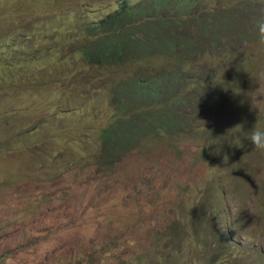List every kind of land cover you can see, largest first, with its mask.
<instances>
[{"label": "trees", "instance_id": "trees-1", "mask_svg": "<svg viewBox=\"0 0 264 264\" xmlns=\"http://www.w3.org/2000/svg\"><path fill=\"white\" fill-rule=\"evenodd\" d=\"M61 1L0 0V97L11 98L2 107L8 119L0 116V156H18L22 181L56 183L74 171L89 188L74 198L67 188L46 197L47 217L65 208L59 213L65 224L83 225L71 238L79 257L65 256L63 263L246 264L237 239L242 217H224L221 210L222 199L243 198L241 169L207 171L192 193L187 185H172L174 162L146 171L137 158L124 170L135 152L160 146L174 161L188 156L190 168L213 153L241 156L233 145L239 138H223L224 124L231 127L235 119L205 122L239 85L237 68L218 64L226 48L221 35L237 27L239 12L213 18L200 0H117L114 10L101 14L85 0V8L62 11L54 21ZM62 109L74 113L53 116ZM83 133L92 139L77 141ZM169 187L179 193L165 199ZM147 207L153 211L143 214ZM86 218L94 230L89 242ZM16 239L28 242L27 229ZM15 251L1 245L0 264Z\"/></svg>", "mask_w": 264, "mask_h": 264}, {"label": "rangeland", "instance_id": "rangeland-1", "mask_svg": "<svg viewBox=\"0 0 264 264\" xmlns=\"http://www.w3.org/2000/svg\"><path fill=\"white\" fill-rule=\"evenodd\" d=\"M97 2L103 9H106L107 7H115L117 0H97ZM200 2L202 6H207L208 9L213 11L212 15L210 14L211 17L220 15L226 18L230 16L229 13L234 11H238L240 14V16L235 19L238 27H231L227 32L221 35V43L225 44L227 50L223 52L220 58V60H222L220 63L222 65L224 64V69L227 71L234 69V67L237 68V73L240 75H238L239 77H237L235 83L239 85L228 93L230 97L228 104L225 101H220L215 106L217 113H210L207 115L208 120L205 122L215 123L220 119V115L226 116L223 118V122L235 119V121L228 122L231 127L226 128L227 123L224 124L223 138L230 140L235 139V137L236 139L239 138L237 141L235 140L233 145L235 144L241 156L239 155L240 157L234 159L236 157L232 153L225 159H219L218 155L213 153L205 162H200L190 168V164L188 165V156L182 155V158L174 161L175 157L168 155L167 151L162 149L163 146H160L153 148L152 151L147 150L146 154L139 151L135 152L128 158L131 162L128 166H124V170H126V172L131 171L130 165L135 166L137 158L146 171H151L157 168V166L167 162L171 164L174 162V174L171 176L172 185L175 186L177 183L181 184V186L187 185L189 191L192 193L196 184L201 182L207 171L218 173L226 168L229 170L236 167L241 169L245 173L244 179L246 181L243 187L245 192L242 194L243 198L239 195L237 198L233 197V199L232 197L222 199L221 210L224 212V217H233L237 214L241 215V223L253 234V237H247L248 240L243 239L248 251L246 264H262V260L264 259V153L255 151L252 145L248 143L247 136L251 128L264 130V45L259 43V36L252 40H241L238 35L245 30L258 33L257 28L252 26L264 22V19H261L264 17V0H200ZM54 4L53 2L52 5ZM78 5L79 4H75V1H61L57 5V9L52 10L55 12V16L52 15L54 16L53 20H59L62 11L73 10ZM196 9L199 10V8ZM52 11H50V13ZM249 21H251L250 24L252 26L249 24ZM257 39L258 41H256ZM65 53L67 52H60L59 55H64ZM52 64L54 63L51 62L48 66ZM55 84L56 83L53 81L49 84V87L52 88ZM99 91L100 90H96L92 92L99 93ZM103 96L106 97V94H103ZM10 99L11 98L7 97V94H3L0 97V116L3 119L8 118L2 107ZM59 102L61 106H65V100L59 99ZM67 103L68 101L66 100V104ZM18 109L19 106H15L13 110L7 109L6 113L7 115H12ZM72 113H74V110L62 109L59 112L55 110L53 116L63 117L64 115ZM82 114L83 112L75 113L76 116ZM239 117L243 120V128L241 130L237 126V123L240 122ZM64 125L65 130L72 129L71 123ZM62 130V127H57L54 131L60 132ZM83 136L87 141L92 139L91 137L89 139L88 134L83 133L78 134L77 141H81ZM61 144H63V141ZM188 146H190V144H188ZM133 156V160L130 159ZM6 164L7 163L1 164V167H6ZM59 167L60 165L56 164L54 172L57 171ZM74 174V171L67 173V176H65L66 184H61L59 182L56 184L49 183L39 195H35L31 200L24 199L20 201L14 192L27 190V187L22 185L18 190L13 189L14 187H11L10 181L15 180V172L0 173V216L9 218L15 215L19 223L18 228L20 226H28L27 236L28 242L31 244V251L28 255V258H30L29 260L32 258L36 259L38 262L42 260L41 264H47L48 262H53V264H64L63 259L65 256L79 257L77 245L72 242L71 238L74 234L80 233L76 230L82 228L83 225L79 222H75L73 223L74 228H72L69 225V220H67L68 223L65 224L61 217H59L67 211L65 208H58L55 210L61 214L57 213L53 216L49 215V217L44 214L43 218L39 217L47 210L46 197L48 194L54 195L67 188L69 192L68 196L74 198L80 195L81 191L84 192L89 190V188L84 187V183L75 178ZM159 186L160 185H158V187ZM231 186L232 184H230L228 188L230 191L232 190ZM178 193L179 191L177 188L171 189V187H169V190H167L165 194L167 196L165 199L172 198L170 196H176ZM150 200H152V198H150ZM140 202L141 201L137 203ZM68 204H70V201ZM34 210L36 212V218L33 217ZM143 210V214H148L153 211V207H147ZM17 211L19 214H17ZM54 217L56 218L53 219ZM84 226V233L87 234L86 239L87 242H89L94 234L89 219L86 218L84 220ZM214 227L220 229V226L215 225ZM15 229L14 226L12 230ZM256 248L262 252V256H259V252L254 251ZM44 253L48 255V258L45 257ZM15 260L20 263V257Z\"/></svg>", "mask_w": 264, "mask_h": 264}, {"label": "clouds", "instance_id": "clouds-1", "mask_svg": "<svg viewBox=\"0 0 264 264\" xmlns=\"http://www.w3.org/2000/svg\"><path fill=\"white\" fill-rule=\"evenodd\" d=\"M75 4H79L75 9L80 10L81 8L84 7V5L86 4V1L85 0L75 1ZM95 4H97V5H95ZM115 5H116V3H115ZM115 8H116V6L110 7V8L107 7L106 9H103L100 4L98 5L97 0H92L90 2L89 8H87V9L98 10L99 13L103 14L107 11L114 10ZM229 15H231V13H229ZM70 17H71L72 21H75L76 12L72 13ZM228 17L230 18V16H228ZM228 17H226V18H228ZM261 19H264V17ZM249 24H250V21H249ZM236 25L238 27V24H236ZM252 27H256L257 31H258V33L252 31L255 34L254 38H257V36H259V43L264 45V22H260L259 24L252 26ZM256 41H258V39ZM226 50H227V47L222 51V54ZM222 54H220L218 57V64H219V66L224 67V64L222 65L220 63V61H222V60H220ZM228 98H230L229 95H228ZM247 140H248V143H250L252 145V147L255 151L264 153V130L251 128V130L247 136ZM205 146H207V145L206 144L201 145L200 151H201V148L205 147ZM3 163H7L6 167H4V168L1 167V164H3ZM19 167H20V161L18 159V156L13 155V154H4V155L0 156V173H8L11 171L15 172L16 178H15V180L10 181L11 187H14L13 189H15V190H18L20 188V186H22V185L27 187V190L14 192V194L17 195V197L20 201H23L24 199L31 200L35 195H37V194L39 195V193H41L43 191V189L45 188V186L49 183L22 181L19 177ZM58 182L61 184H66L65 176L62 179H60ZM58 182H56V183H58ZM56 183H51V184H56ZM60 193H59V195H60ZM49 195L50 194H48V196ZM45 212H44V214H45ZM17 214H19L18 211H17ZM13 216L16 217L15 215H13ZM18 224L19 223H18L17 217L15 220H12V216H10L9 218H4V217L0 216V246L1 245H10V246L14 247V250H16L15 253L9 254L7 264H28V263L41 264L42 260H40L39 262L34 258L29 260L30 258H28V255L31 251V244L29 242L22 241L20 239L14 240L16 235L19 232L27 229V227H28V226L27 227H25V226L21 227L20 226L18 228ZM14 226L16 229L12 230V228ZM233 229L236 230L234 227H233ZM145 234H146V230H145ZM247 237H253V234L250 232L249 229H247L245 227V225L242 224V235L237 237V239H238V242L242 245V248L245 250L246 259H247L248 251L246 249V246H245L243 239L248 240ZM254 251L259 252L258 253L259 256H262V252L258 248L254 249ZM45 253H44V255H45ZM19 257H20V263H18L15 260ZM45 257L48 258V255H45Z\"/></svg>", "mask_w": 264, "mask_h": 264}]
</instances>
